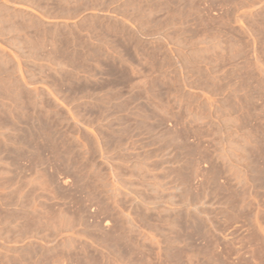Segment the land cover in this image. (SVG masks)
Instances as JSON below:
<instances>
[{
    "label": "rangeland",
    "instance_id": "374dc122",
    "mask_svg": "<svg viewBox=\"0 0 264 264\" xmlns=\"http://www.w3.org/2000/svg\"><path fill=\"white\" fill-rule=\"evenodd\" d=\"M2 93L0 264H264V0H0Z\"/></svg>",
    "mask_w": 264,
    "mask_h": 264
},
{
    "label": "crops",
    "instance_id": "0c3cea01",
    "mask_svg": "<svg viewBox=\"0 0 264 264\" xmlns=\"http://www.w3.org/2000/svg\"><path fill=\"white\" fill-rule=\"evenodd\" d=\"M0 96L4 98V101H8L5 99L8 98V94L6 95L5 93H2ZM109 103H123L122 91H119L118 95H115V98L110 100ZM4 115L6 114L0 112V119L4 120ZM10 119L11 118L8 116L6 122L0 123V184L3 185L0 190L4 191L9 190L11 188L10 185L14 183V181H10L9 178L6 179V176L10 174V171L5 172L1 171V169L14 168L16 163H28L29 160L26 158L27 156L25 154L22 155L17 153L30 152L32 150V146L16 142L15 122L10 121ZM5 198L4 195H0V199Z\"/></svg>",
    "mask_w": 264,
    "mask_h": 264
}]
</instances>
